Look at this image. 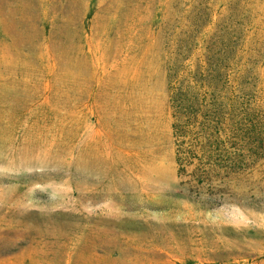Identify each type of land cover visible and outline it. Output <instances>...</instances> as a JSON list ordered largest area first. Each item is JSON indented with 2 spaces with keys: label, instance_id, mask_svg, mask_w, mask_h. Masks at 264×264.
I'll return each instance as SVG.
<instances>
[{
  "label": "rangeland",
  "instance_id": "obj_1",
  "mask_svg": "<svg viewBox=\"0 0 264 264\" xmlns=\"http://www.w3.org/2000/svg\"><path fill=\"white\" fill-rule=\"evenodd\" d=\"M0 264H264V0H0Z\"/></svg>",
  "mask_w": 264,
  "mask_h": 264
}]
</instances>
